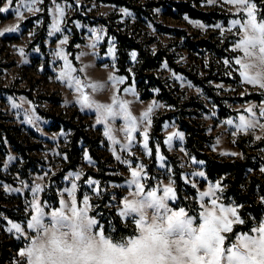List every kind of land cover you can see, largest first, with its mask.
Segmentation results:
<instances>
[{
  "label": "rangeland",
  "instance_id": "1",
  "mask_svg": "<svg viewBox=\"0 0 264 264\" xmlns=\"http://www.w3.org/2000/svg\"><path fill=\"white\" fill-rule=\"evenodd\" d=\"M122 1L125 3L0 0V8L9 9L0 13V33H4L0 35V240L7 244L8 264H20L23 258L19 252L27 246L26 239L15 230L8 231L11 224L19 223L25 237L34 235L26 228L34 214L29 203L33 200L31 188L41 185L43 190L36 199L58 206L60 199H70L61 191L71 186L65 180L69 173H81L79 180L72 178L77 184L78 204L87 193L90 203L97 206V211L89 214L105 228L113 229L114 237L135 234L130 218L120 217L118 209L120 200L132 198L135 189L127 181L131 169L140 164L152 186H171L177 191V200L169 202L173 210L184 207L186 212L198 215L209 199L201 200L199 193L220 182L225 203L231 201L240 206L239 211H245L246 215H240L248 223L239 226L238 231H247L264 219V127L260 126L264 125V117L259 116V108L254 109L257 127L247 131L236 128L240 115L252 118L246 111L249 106L264 102L258 86L241 82L234 63L243 53L234 50L232 41L241 33L237 31L239 26L232 27V20L246 18L247 13L238 11L239 6L227 0ZM179 2L191 3L209 14V19L178 10L175 3ZM251 2L256 4L259 18L264 11L255 0ZM57 5L64 10L59 31L52 28ZM16 26L17 31H6ZM110 26L125 32L147 54L161 57L159 66L151 72L165 88L168 100L159 96V87L151 88L153 96H142L134 67L139 49H128L124 57ZM61 51L76 69L73 76L84 84L103 85L96 91L84 89L97 103L112 104L114 95L128 102V111L137 118L130 147H122L129 144L127 134L121 131L127 126L123 116L107 124L97 123L96 111L77 103L74 87L58 79L65 63L57 55ZM226 59L232 61L231 67L224 64ZM110 76L123 78V82L113 84ZM154 102L157 106L148 117L149 125L141 117ZM229 119L232 125L225 123ZM181 121L198 134L195 140L199 152L219 161L250 162L243 168L247 182L240 187L249 197L247 202L251 199L255 203L258 215L247 209L246 199L237 203L234 194L227 192L230 183L226 178L231 174L209 177L206 160L187 146V132L180 127ZM106 127L112 129L119 143L113 144L104 135ZM145 130L151 154L143 147ZM77 132L82 136L76 140ZM176 132L182 138L173 136L169 143V136ZM199 172L204 176L194 175ZM88 180L98 181L99 185L90 191ZM97 188L103 191L99 198Z\"/></svg>",
  "mask_w": 264,
  "mask_h": 264
},
{
  "label": "snow or ice",
  "instance_id": "2",
  "mask_svg": "<svg viewBox=\"0 0 264 264\" xmlns=\"http://www.w3.org/2000/svg\"><path fill=\"white\" fill-rule=\"evenodd\" d=\"M30 2L35 3V0ZM213 2L214 0H209V3ZM227 2L238 5V11L242 9L247 13L246 18L241 16V19L232 20V27L239 26L237 31L241 33L232 41L234 50L243 53L234 61L239 68L241 82L258 86L264 95V13L258 18L257 6L251 0ZM8 11V8H0V13ZM55 13L52 28L59 31V18L63 17L64 10L57 5ZM194 23L203 27L198 22ZM18 28L16 26L6 31H17ZM65 42L66 39L61 43ZM20 52L23 54V49ZM57 55L65 62L58 79L66 80L69 87H74L78 93L76 102L84 108L94 109L98 114L97 123L107 124L110 119L123 116L127 126L121 131L127 134L129 144L122 147H130L132 133L137 128V118L128 111V102L120 101L114 95L112 104L97 103L84 89L87 87L96 91L103 85L84 84L78 77L73 76L76 69L72 67L67 56L62 51ZM224 64L231 67L232 61L226 59ZM109 80L113 84L123 82V78L117 80L113 76ZM155 106L157 105L154 102L148 107L142 114L141 121L147 120L150 125L148 117ZM256 107L259 108V116L264 117V102L260 106H249L246 111L252 118L240 115L237 130L247 131L257 127V113L254 110ZM225 123L232 125L233 120L229 119ZM104 135L113 144L119 143L111 128L106 127ZM173 136L182 138L181 133H173L168 138L169 143ZM143 147L151 154L146 130ZM113 151L115 154V149ZM116 159L119 160L120 157L116 156ZM159 159L164 160L162 156ZM89 162L91 163L90 159ZM143 169V164L131 169V179L127 183L135 191L131 193V199L124 198L119 201V216L130 218V222L134 224L135 234L128 237H114L113 229L105 228L94 215L89 214L95 213L97 206L90 203L87 193L83 194V199L78 204L77 184L72 182V178L79 180L81 173H69L65 177L71 186L61 191L70 199H60L55 207L47 201L40 202L36 199L43 189L39 184L34 185L31 188L33 200L29 202L34 214L26 224V228L33 230L34 235L25 237L24 229L19 223H12L8 229L10 232L15 230L22 239H26L27 246L19 252V256L23 258L20 264H264V219L256 221L247 231H238L239 226L246 225L248 220L241 217L240 206L231 201L225 203L220 182L209 185L208 191L199 193L201 200L206 197L209 199L201 205L198 215H192L184 207L173 210L169 202L177 200V191L171 186H152L145 178ZM194 175L203 177L204 173ZM87 184L91 191L99 182L88 180ZM95 194L99 198L103 191L97 188ZM41 236L47 239L41 240Z\"/></svg>",
  "mask_w": 264,
  "mask_h": 264
},
{
  "label": "trees",
  "instance_id": "3",
  "mask_svg": "<svg viewBox=\"0 0 264 264\" xmlns=\"http://www.w3.org/2000/svg\"><path fill=\"white\" fill-rule=\"evenodd\" d=\"M117 3H122V0H114ZM255 2L259 5L261 11H264V0H255ZM125 3V1L123 2ZM175 5L178 7V10L187 12L191 17L194 18H200L203 20L209 19V14H207L204 11H201L197 9L195 6H193L191 3L186 2H179L175 3ZM169 13V8H168ZM110 30L115 31V35L117 37L118 43L117 45L121 47L122 50H124V57H127L126 52L128 49H139V60L138 64H136L135 70H136V78H137V87L141 90L143 97H151L153 96V92L151 91L152 87H159L160 92L159 96L166 100H168V97L166 96L165 88L162 87V84L158 83L157 78L153 75L151 72L152 69L156 68L160 64L161 57L158 55H149L147 54V51L145 49H141L138 42L132 40L125 32L121 30H116L112 26H110ZM165 92V94H164ZM169 102V101H168ZM180 127L182 129H185L187 132V146L190 148L192 153L198 155L199 157H203L206 160V169L207 173L210 178H215V176L229 173L230 176H227L226 180L229 181V188L227 189L228 193L234 194V198L237 201V203H242L243 200L246 199L245 202H247V199H249L248 195L243 193L242 188L240 185L245 184L247 181L245 177L243 176V168L250 164L248 160L240 161L238 159L235 160H215L211 156H209L206 152H199L198 146H196L197 140H195L196 135L191 132V128L186 126L183 121L180 122ZM82 136V134L76 133L75 139H78V136ZM86 139V138H85ZM93 155H96L95 152L92 150ZM252 186V185H250ZM249 185H247L248 188H250ZM247 209L253 213L254 215H258L257 208L255 206V203L253 200H249ZM240 214L243 216L246 215L245 211L240 209ZM11 215V214H9ZM8 257V249L7 244H5L4 241L0 240V264H8L5 262V259Z\"/></svg>",
  "mask_w": 264,
  "mask_h": 264
},
{
  "label": "clouds",
  "instance_id": "4",
  "mask_svg": "<svg viewBox=\"0 0 264 264\" xmlns=\"http://www.w3.org/2000/svg\"><path fill=\"white\" fill-rule=\"evenodd\" d=\"M40 239H41V240H46L47 237L41 236Z\"/></svg>",
  "mask_w": 264,
  "mask_h": 264
}]
</instances>
